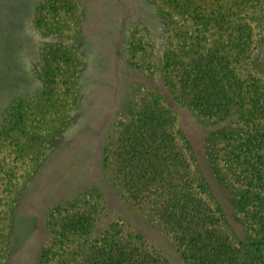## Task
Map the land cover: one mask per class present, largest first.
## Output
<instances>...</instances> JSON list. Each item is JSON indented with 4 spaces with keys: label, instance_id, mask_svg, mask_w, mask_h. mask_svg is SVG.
<instances>
[{
    "label": "rangeland",
    "instance_id": "1",
    "mask_svg": "<svg viewBox=\"0 0 264 264\" xmlns=\"http://www.w3.org/2000/svg\"><path fill=\"white\" fill-rule=\"evenodd\" d=\"M191 1L196 13L245 8L239 21L253 27L250 68L264 83V0ZM187 2L0 0V264H85L123 235L166 264H190L117 176L122 152L140 148L133 140L151 115L161 148L172 137L178 153L186 147L239 245L260 248L220 158L240 132L235 118L204 117L179 94V72L202 45L217 43L178 15L192 13Z\"/></svg>",
    "mask_w": 264,
    "mask_h": 264
},
{
    "label": "trees",
    "instance_id": "2",
    "mask_svg": "<svg viewBox=\"0 0 264 264\" xmlns=\"http://www.w3.org/2000/svg\"><path fill=\"white\" fill-rule=\"evenodd\" d=\"M186 1L192 13L177 11L178 15L193 27L201 25L209 32L203 38L215 37L217 43L214 50L202 45L195 52L193 66L179 72V94L204 117L235 118L240 132L230 137L220 158L240 189L242 217L260 248L249 253L230 234L222 212L204 195L186 147L178 153L171 136L168 149L161 148L157 117L151 115L148 125L143 120L132 139L140 148L131 145L122 152L124 161L116 168L117 176L129 198L145 204L182 245L190 264H264V83L250 68L255 49L253 27L248 21L240 23L243 7L235 6L230 13L212 5L196 13L197 4ZM111 237V242L96 250L98 258L85 264H166L130 235L117 240Z\"/></svg>",
    "mask_w": 264,
    "mask_h": 264
}]
</instances>
